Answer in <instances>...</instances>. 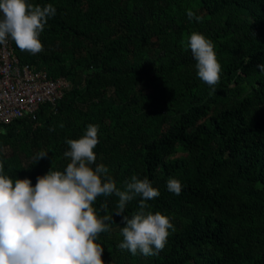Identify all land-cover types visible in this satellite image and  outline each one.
I'll return each instance as SVG.
<instances>
[{"label": "trees", "instance_id": "1", "mask_svg": "<svg viewBox=\"0 0 264 264\" xmlns=\"http://www.w3.org/2000/svg\"><path fill=\"white\" fill-rule=\"evenodd\" d=\"M56 9L21 63L68 85L36 117L0 122V163L13 179L63 170L66 140L99 125L97 164L121 190L132 175L160 192L146 211L171 218L163 251L145 257L117 247L118 197H98L112 215L97 243L105 264H264V0H29ZM196 16L189 19L187 10ZM192 32L214 44L215 90L197 76ZM47 150V158L36 155ZM169 178L182 192L167 190ZM140 197L125 215L139 210Z\"/></svg>", "mask_w": 264, "mask_h": 264}, {"label": "clouds", "instance_id": "2", "mask_svg": "<svg viewBox=\"0 0 264 264\" xmlns=\"http://www.w3.org/2000/svg\"><path fill=\"white\" fill-rule=\"evenodd\" d=\"M56 9L29 0H0V45L11 38L21 51L36 55L44 50L40 36ZM189 19L196 16L187 10ZM187 46L196 61L197 76L210 88L220 82L222 67L213 42L199 32H192ZM264 70V65H259ZM99 125L89 124L79 139H68L63 170L52 169L37 178L13 179L4 174L0 163V264H105L104 248L97 243L101 233L111 230L112 215L99 216L94 208L98 197H118L115 214L122 216L123 237L117 247L132 255L151 257L164 250L175 227L161 212L146 211V201L160 192L148 178L132 175L125 188L108 175L104 164H97L94 149L100 143ZM41 150L36 161L47 158ZM182 183L167 181V190L182 192ZM140 197L139 210L125 215L129 202ZM171 230V232H170Z\"/></svg>", "mask_w": 264, "mask_h": 264}, {"label": "built area", "instance_id": "3", "mask_svg": "<svg viewBox=\"0 0 264 264\" xmlns=\"http://www.w3.org/2000/svg\"><path fill=\"white\" fill-rule=\"evenodd\" d=\"M68 85L64 77L52 78L43 69L23 64L15 54L11 38L0 45V122L36 117L44 103L55 104Z\"/></svg>", "mask_w": 264, "mask_h": 264}]
</instances>
